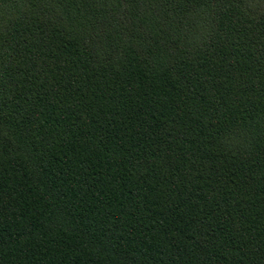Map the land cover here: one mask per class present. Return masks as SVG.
<instances>
[{"label": "trees", "instance_id": "1", "mask_svg": "<svg viewBox=\"0 0 264 264\" xmlns=\"http://www.w3.org/2000/svg\"><path fill=\"white\" fill-rule=\"evenodd\" d=\"M0 264H264V0H0Z\"/></svg>", "mask_w": 264, "mask_h": 264}]
</instances>
